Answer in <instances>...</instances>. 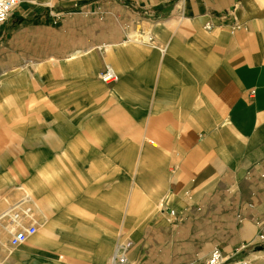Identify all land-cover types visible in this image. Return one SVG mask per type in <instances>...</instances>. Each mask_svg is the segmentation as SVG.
<instances>
[{"label":"crops","instance_id":"0c3cea01","mask_svg":"<svg viewBox=\"0 0 264 264\" xmlns=\"http://www.w3.org/2000/svg\"><path fill=\"white\" fill-rule=\"evenodd\" d=\"M12 14L0 26L4 87L41 77L42 114L106 96L98 144L128 150L138 129L156 141H138L143 174L130 171L128 152L96 154L122 169L80 183L72 222L60 221L41 181L14 178L16 190L0 200V264H108L121 243L127 264L197 263L242 245L264 264V0H23ZM71 61L84 66L79 76L64 75ZM103 63L99 77L106 65L118 74L111 87L97 78ZM24 202L38 231L14 246L4 214Z\"/></svg>","mask_w":264,"mask_h":264},{"label":"rangeland","instance_id":"374dc122","mask_svg":"<svg viewBox=\"0 0 264 264\" xmlns=\"http://www.w3.org/2000/svg\"><path fill=\"white\" fill-rule=\"evenodd\" d=\"M132 33H150L152 35L151 32L137 30ZM100 52H105V49L102 48ZM104 63L112 64L109 61ZM104 63L100 66L97 74L99 80L101 79L99 73ZM61 67L64 69V75L70 77L79 76V73L84 70V66L80 67L75 61L68 62ZM62 68L56 72L60 73ZM43 71L46 76L52 75L45 69ZM34 74L35 72L32 71L31 75ZM42 80L41 77L39 79L33 77L26 86L17 81L11 82L5 87L0 80V200L8 198L9 192L16 190L17 183L14 181L16 177L21 179L19 183L22 185L29 181H41L40 192L45 189L46 193L49 192L47 194L49 197H55L56 211L60 213V221L72 222L75 214L79 216L80 213L79 209L75 212L73 205L74 191L80 188V183L84 187V184L96 180L97 169H115V167L122 169L121 161L100 160L97 157L99 155L96 154L128 152L130 159L127 165L130 171L139 169V173L143 174L149 162L133 160V157H136L141 151L138 141L142 139L150 145L151 140H155V138L146 135L144 139L142 129H138L129 130L131 142L135 143H130L128 150H123L121 145L98 144L95 135L97 132L95 118L98 117L97 115L105 116L106 113L100 112L98 109L107 104L106 96L97 97L95 94L91 98V102L87 101L83 107L68 104L64 108L59 107L57 111L42 114L40 109L42 98L38 95V93L42 94ZM115 83L116 81L108 86L111 87ZM31 100L34 105L32 112L26 109V102ZM45 114L49 116L48 122H42L40 119ZM118 114L125 115L123 112ZM28 117L29 120L34 118L33 123H27ZM22 136L24 138L22 150L15 151L12 148L13 144L20 141ZM39 141H44L46 145H38ZM86 195L89 194L83 192L82 196ZM124 201L120 200L118 208L115 209L116 232L119 229V222L122 220ZM82 203L84 204L85 201L83 200ZM160 203L163 207L164 201ZM80 206L78 204V207ZM88 216L92 218L89 220L98 219L96 210ZM120 236H122V232ZM225 254L231 259L246 257L249 259L245 250L235 249L232 253L225 252Z\"/></svg>","mask_w":264,"mask_h":264},{"label":"built area","instance_id":"2783aa9c","mask_svg":"<svg viewBox=\"0 0 264 264\" xmlns=\"http://www.w3.org/2000/svg\"><path fill=\"white\" fill-rule=\"evenodd\" d=\"M22 1L23 0H0V26L9 21L10 16L21 5ZM85 13H89V11L85 10ZM148 42H153L152 35H149ZM100 78L103 82L112 84L118 80V74L112 66L106 65L100 74ZM27 202L13 206L4 214L6 227L11 234L10 241L14 246L25 242L38 231V222L35 218L34 210ZM170 213L175 214L174 211H170ZM25 220H29V222L25 223ZM261 239L263 240L264 236H261ZM246 248V245H242L240 250ZM128 251L129 247L127 244H118L108 264H127ZM190 264H253V262L247 257L231 259L230 256L225 254L223 249L216 247L203 261Z\"/></svg>","mask_w":264,"mask_h":264},{"label":"bare ground","instance_id":"6f19581e","mask_svg":"<svg viewBox=\"0 0 264 264\" xmlns=\"http://www.w3.org/2000/svg\"><path fill=\"white\" fill-rule=\"evenodd\" d=\"M142 39L148 41L149 40V36L145 35V36H142Z\"/></svg>","mask_w":264,"mask_h":264},{"label":"water","instance_id":"95a60500","mask_svg":"<svg viewBox=\"0 0 264 264\" xmlns=\"http://www.w3.org/2000/svg\"><path fill=\"white\" fill-rule=\"evenodd\" d=\"M264 246H261L260 248L258 247V249H263Z\"/></svg>","mask_w":264,"mask_h":264}]
</instances>
